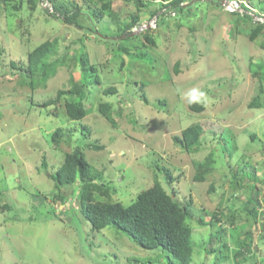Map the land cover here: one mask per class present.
I'll use <instances>...</instances> for the list:
<instances>
[{
  "label": "rangeland",
  "instance_id": "obj_1",
  "mask_svg": "<svg viewBox=\"0 0 264 264\" xmlns=\"http://www.w3.org/2000/svg\"><path fill=\"white\" fill-rule=\"evenodd\" d=\"M165 1L145 0L138 9L135 0H113L107 10L100 0H36L34 7L0 0V264H167L161 248L117 238L110 225L92 229L77 183L55 186L50 174L76 147L103 170L109 199L122 204L155 176L170 187L171 173L177 196L191 204L190 264H264V31L251 41L252 24L233 11L244 12L243 1L255 20L264 14L249 0H182L175 10ZM55 7L79 13L68 23L49 13ZM134 16V34L118 36ZM154 18V26L139 27ZM46 39L51 50L31 77L27 54ZM71 81L84 82L88 113L78 121L67 117L66 94L44 106ZM110 86L115 92L105 93ZM190 98L203 110L191 109ZM101 102L110 103L114 123L99 112ZM196 122L203 133L187 150L174 136ZM57 127L63 134L55 143ZM208 158L204 180L196 181L195 162ZM240 169L251 178L241 185ZM254 182L262 190L248 243L246 223L232 225L226 216ZM221 243L229 256L223 262L210 252Z\"/></svg>",
  "mask_w": 264,
  "mask_h": 264
},
{
  "label": "trees",
  "instance_id": "obj_2",
  "mask_svg": "<svg viewBox=\"0 0 264 264\" xmlns=\"http://www.w3.org/2000/svg\"><path fill=\"white\" fill-rule=\"evenodd\" d=\"M36 0H29L32 7L35 6ZM52 1V0H48ZM101 7L109 9L113 0H100ZM250 3L256 5L264 14V0H249ZM138 9L146 6L145 0H135ZM182 0H168L162 5L165 7H171V9L180 8ZM244 8V12L233 11L239 17L247 18L252 24L248 36L251 41H254L257 35H262L264 31V21L255 20L253 14L247 12V5L241 3ZM47 11V8L44 7ZM159 10L154 9L150 12V15L157 14ZM53 16L60 17L65 22H74L79 9L64 10L62 8L53 9L49 11ZM264 16V15H263ZM138 16H134L124 27L120 30L118 36L129 39L134 33L131 28L136 24ZM144 37L154 44L153 38L147 33H144ZM261 46L264 47V39L261 41ZM52 47V41L46 39L39 43L27 54V64L24 71L31 77L39 69L41 63L46 59L49 51ZM138 48H145V44L141 40V45ZM143 54V52H141ZM16 69L14 63L12 64ZM46 73L45 69H42V74ZM98 81V80H97ZM29 84L34 86V79ZM81 83L71 81L68 89H59L56 92V96L47 100L44 106L55 104L60 97L67 95L64 106L67 117L72 121L81 120L87 113V109L83 105V98L85 97V89ZM105 93L115 92V87L110 86L103 90ZM264 105V104H263ZM188 106L195 110H203V105L195 101L194 98H190ZM98 110L110 123H114V118L111 113V105L108 102H101L98 105ZM203 133V126L201 123H192L181 130L180 135H175L174 140L181 144L187 150L195 148L201 139ZM63 134L62 128L57 127L51 134L53 142L58 143L59 138ZM221 141V142H220ZM219 142L224 146L225 150L231 153L232 148L228 145L227 141L222 143L221 138ZM226 153V152H225ZM208 158L204 162H195L196 173L194 179L196 181H202L205 178V172L208 169ZM160 168V167H159ZM162 171V169L160 168ZM103 175V170L95 168L90 164L83 155L80 148L76 147L70 152H65L63 160L60 166L54 173L50 174V177L55 181L56 187L67 186L72 183H77L79 186V198L81 202V209L92 224V229L102 230L106 226L110 225L115 229L117 238H121L124 235L140 244L145 249L161 248L163 255L166 258L167 264H190L193 254V242H192V226L189 220L192 215L190 201H182L177 196V189L173 184L175 178L170 172H167V178L165 182L170 184V187H166L159 178L156 176L153 179V184L149 187L141 190L136 199L129 204H122L119 201L109 199L110 189L99 180V177ZM240 177H235L238 184L241 185L244 180H250V176L245 170L240 169ZM172 182V183H171ZM235 184V183H234ZM249 195L245 203L239 208L232 211L230 215L226 216L227 221L232 225H238L246 223L243 233L250 235V241H252V233L257 220L256 206L259 205L258 195L262 190L261 184L256 182L250 184ZM107 196L105 200H97L96 196ZM61 199H65L67 196L57 195ZM264 197V196H263ZM264 200V199H263ZM251 205L248 208L247 205ZM225 215V213H223ZM219 217L214 216L216 223L219 221ZM203 220L200 219V222ZM220 230V229H219ZM241 245L247 247V243L242 241ZM240 245L239 248H242ZM210 252H214L215 256L220 259L219 262H223L229 259L227 254L226 243H221L217 248H211ZM224 264V263H223Z\"/></svg>",
  "mask_w": 264,
  "mask_h": 264
},
{
  "label": "built area",
  "instance_id": "obj_3",
  "mask_svg": "<svg viewBox=\"0 0 264 264\" xmlns=\"http://www.w3.org/2000/svg\"><path fill=\"white\" fill-rule=\"evenodd\" d=\"M46 1V3L48 4L50 1H48V0H45ZM48 6H46V8H47ZM251 14H253V13H251ZM253 16H255V14H253ZM155 20H156V18H154L153 20L151 19L150 21H149V23H148V25L147 24H143V25H141V26H139L140 28H146V27H148V26H154V24H155ZM259 20V19H258ZM261 21V20H260ZM262 21H264V20H262Z\"/></svg>",
  "mask_w": 264,
  "mask_h": 264
},
{
  "label": "bare ground",
  "instance_id": "obj_4",
  "mask_svg": "<svg viewBox=\"0 0 264 264\" xmlns=\"http://www.w3.org/2000/svg\"><path fill=\"white\" fill-rule=\"evenodd\" d=\"M255 11V10H254Z\"/></svg>",
  "mask_w": 264,
  "mask_h": 264
}]
</instances>
